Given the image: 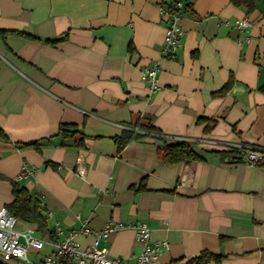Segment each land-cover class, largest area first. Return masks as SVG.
I'll use <instances>...</instances> for the list:
<instances>
[{"label": "crops", "instance_id": "0c3cea01", "mask_svg": "<svg viewBox=\"0 0 264 264\" xmlns=\"http://www.w3.org/2000/svg\"><path fill=\"white\" fill-rule=\"evenodd\" d=\"M172 1L0 0V31L34 38H0V207L14 182L49 231L144 222L167 244L157 264L203 252L221 258L204 264H264V165L226 148L264 150V0L250 14L231 0H186L181 47L168 59L161 6ZM242 19L247 33L234 26ZM152 63L155 91L141 73ZM140 126L154 130L119 148L116 138ZM182 141L199 159L164 162L165 143ZM23 164L35 170L16 180ZM24 223L16 228H36ZM99 247L120 264L142 250L131 227Z\"/></svg>", "mask_w": 264, "mask_h": 264}, {"label": "built area", "instance_id": "2783aa9c", "mask_svg": "<svg viewBox=\"0 0 264 264\" xmlns=\"http://www.w3.org/2000/svg\"><path fill=\"white\" fill-rule=\"evenodd\" d=\"M185 3L186 0H173L165 8L161 6V14L167 23L161 49L163 58L175 59L181 47L183 31L179 25V14L183 11ZM234 26L244 33L250 29L246 19L236 21ZM159 70L158 63L141 67L142 76L151 91H155L159 86ZM226 148L228 151L238 152L242 161L249 165L264 163V150L242 144H228ZM34 170L33 167L23 164L16 180L33 174ZM45 215L49 218L51 213L46 211ZM16 225L17 219L5 207H0V264H120L118 259L109 257L107 249L99 247V243L106 240L110 234L127 227L133 229L135 239L142 246L136 264H157L159 256L167 247L166 242L151 238V231L144 222L127 224L110 221L101 230L94 231L83 221L76 232L65 231L58 223H54L51 230L52 239L36 236L35 227L18 230ZM77 234L91 236V243L82 248L76 241ZM44 249L46 252L43 255ZM29 255H32L33 259H30Z\"/></svg>", "mask_w": 264, "mask_h": 264}, {"label": "trees", "instance_id": "16d2710c", "mask_svg": "<svg viewBox=\"0 0 264 264\" xmlns=\"http://www.w3.org/2000/svg\"><path fill=\"white\" fill-rule=\"evenodd\" d=\"M260 1L262 0H231V3L235 7L244 8L246 13L250 14L255 10L256 5ZM189 7H190V3L186 1L183 11H185ZM8 34L19 35L27 40L34 39L33 37L24 33H14V32L11 33L5 31H0V38L5 39V37ZM56 41L57 40L50 42L54 43ZM231 82H229L223 88V92L230 87ZM261 89L262 91H264V87H262ZM66 129H67L66 125H62L60 128L61 134L64 136H66L67 134L64 133ZM139 130H140L139 132L126 131L123 133L122 136L116 138V143L118 147L121 148L131 140L138 139L146 134H150L151 132H153L154 128L150 126H146V127L140 126ZM230 154H232L236 158L239 157L241 158L240 154L236 151H232V152L230 151ZM161 158L164 162L170 164L179 163V162L188 163L193 160L199 159L197 154L192 150L191 146L185 141L172 143V144L165 143V145L161 150ZM259 165H264V163ZM11 194L13 197V201L7 207L8 212L17 220L29 222L36 225V229L41 234L40 236L42 239H52V232L49 231L48 229L46 219L40 211V205H38L37 200L33 198L24 187L14 182H12ZM220 260L221 258L219 256L213 255L208 252H203L198 257L192 259L186 264H204V263H208L209 261L219 262ZM171 264H179V263L173 262Z\"/></svg>", "mask_w": 264, "mask_h": 264}, {"label": "rangeland", "instance_id": "374dc122", "mask_svg": "<svg viewBox=\"0 0 264 264\" xmlns=\"http://www.w3.org/2000/svg\"><path fill=\"white\" fill-rule=\"evenodd\" d=\"M22 223H23V222H22ZM48 224L50 225L49 221H48ZM23 226L26 228V227H28V226H32V225H30V224H28V223L25 222V223L23 224ZM35 235H36V236H40L41 234H40L39 232H36ZM45 252H46V249H44V250L42 251V254L44 255ZM29 258H30V259H33V256H32V255H29Z\"/></svg>", "mask_w": 264, "mask_h": 264}]
</instances>
